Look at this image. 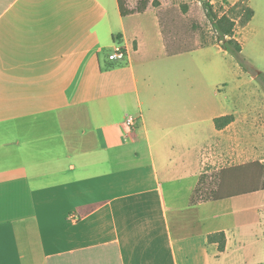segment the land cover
Listing matches in <instances>:
<instances>
[{
  "label": "crops",
  "instance_id": "obj_1",
  "mask_svg": "<svg viewBox=\"0 0 264 264\" xmlns=\"http://www.w3.org/2000/svg\"><path fill=\"white\" fill-rule=\"evenodd\" d=\"M227 55H167L150 0H0V264H264V188L190 204L210 168L264 165V108L235 95L255 77Z\"/></svg>",
  "mask_w": 264,
  "mask_h": 264
},
{
  "label": "trees",
  "instance_id": "obj_2",
  "mask_svg": "<svg viewBox=\"0 0 264 264\" xmlns=\"http://www.w3.org/2000/svg\"><path fill=\"white\" fill-rule=\"evenodd\" d=\"M149 0H138L134 7H129L128 0H117L121 15H127L133 12H140L146 8ZM205 10V15L209 20L212 28L216 32V37L211 42L201 45H185L179 42L170 43L166 38L167 30L162 24V32L164 34V43L166 53L169 56L181 54L184 52L198 49L209 43H216L220 47L232 55L239 66L246 72L255 70L249 61L243 56L240 41L235 38V28L237 26H246L254 16V10L250 7L248 0H237L233 3L223 1V6L215 9L209 0H201ZM153 6H157V2H152ZM225 5L227 9L224 10ZM118 36H115L117 38ZM256 71V70H255ZM257 77L264 80V74L257 71ZM233 116L227 115L215 119L217 128H222L230 121ZM210 177L202 173L199 177L196 188L191 197L190 204L199 202L220 200L244 193L254 192L264 188V165L258 161H252L239 165L223 167L218 170L216 180L213 184L203 187L205 180ZM209 243H217L220 252L225 250L226 235L224 231L210 233L207 236Z\"/></svg>",
  "mask_w": 264,
  "mask_h": 264
},
{
  "label": "rangeland",
  "instance_id": "obj_3",
  "mask_svg": "<svg viewBox=\"0 0 264 264\" xmlns=\"http://www.w3.org/2000/svg\"><path fill=\"white\" fill-rule=\"evenodd\" d=\"M153 1L158 3L155 7L158 9L162 24L167 30L166 38L170 43L181 42L185 45H201L215 39L216 32L205 15L201 0H150V3L152 4ZM248 3L254 10V16L251 19V23H249V28L243 34V37L247 34L251 41H249V46H246L243 56L256 71L253 70L250 73L244 71L232 55L229 54L227 56L234 60L236 64V77H255L251 78L250 81L245 80L240 83V91L237 90L235 94L236 99L241 93H245V97L249 98L251 103L260 100V106L264 108V80L261 77H257V71L264 74V0H250ZM212 4L215 9L224 5L221 0H216ZM226 9L227 6L225 5L224 10ZM112 49L113 47L107 48L106 54L108 55ZM240 108L246 109L247 107L244 104H240L238 109ZM231 164L233 162H225L222 165ZM210 169L205 172L210 177L205 180L203 187H206L209 183L213 184L216 180L218 170Z\"/></svg>",
  "mask_w": 264,
  "mask_h": 264
},
{
  "label": "built area",
  "instance_id": "obj_4",
  "mask_svg": "<svg viewBox=\"0 0 264 264\" xmlns=\"http://www.w3.org/2000/svg\"><path fill=\"white\" fill-rule=\"evenodd\" d=\"M127 56L126 49L120 44V42L117 39H114L113 41V49L112 51L108 54V58L110 60H124ZM135 121L134 117H128V124H133Z\"/></svg>",
  "mask_w": 264,
  "mask_h": 264
}]
</instances>
